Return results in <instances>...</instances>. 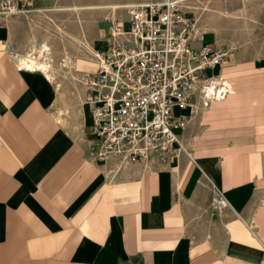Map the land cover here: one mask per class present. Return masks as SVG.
<instances>
[{
  "label": "crops",
  "instance_id": "0c3cea01",
  "mask_svg": "<svg viewBox=\"0 0 264 264\" xmlns=\"http://www.w3.org/2000/svg\"><path fill=\"white\" fill-rule=\"evenodd\" d=\"M109 20L89 39L96 53ZM19 21L0 29V264H264V36L257 56L235 50L214 69L230 94L192 116L175 161L120 169L90 156L83 89L18 67L8 45L14 30L28 41ZM212 34L193 43L213 45ZM86 55L72 64L81 80L99 69ZM72 104L79 137L57 120Z\"/></svg>",
  "mask_w": 264,
  "mask_h": 264
},
{
  "label": "built area",
  "instance_id": "2783aa9c",
  "mask_svg": "<svg viewBox=\"0 0 264 264\" xmlns=\"http://www.w3.org/2000/svg\"><path fill=\"white\" fill-rule=\"evenodd\" d=\"M31 3L0 0V29ZM126 12L130 29L109 20L108 46L94 55L98 72L82 79L92 114L90 156L116 161L120 169L172 163L182 148L179 134L192 116L230 94L222 77L206 75L225 64L230 51L217 44L191 49L194 24L175 0Z\"/></svg>",
  "mask_w": 264,
  "mask_h": 264
},
{
  "label": "rangeland",
  "instance_id": "374dc122",
  "mask_svg": "<svg viewBox=\"0 0 264 264\" xmlns=\"http://www.w3.org/2000/svg\"><path fill=\"white\" fill-rule=\"evenodd\" d=\"M162 1L49 0L47 3L49 5L48 9L44 13L36 14L35 16L27 13L35 10V7L32 5L28 11H25L26 13L23 14V17L20 14L21 18L15 16L11 19L14 21L19 19V22H24L28 41L22 43V34L18 35V31L14 30L8 47L14 57L17 55H27V53H33V44L39 46L44 39H48L53 51L52 60L56 67L55 72L62 79L58 82L59 86L67 89L73 96H77L80 90L83 89L84 95L86 96V88L82 80L78 79L72 73V69L65 67L64 63L68 58L74 60V58L80 55L87 56L88 50L80 45L79 40L84 39L83 37H86L88 40L91 39L97 23L102 18L116 19L118 13L126 12L133 7L160 3ZM175 1L179 2L182 0ZM183 3L181 2V4ZM112 4H117L115 10L109 7ZM88 5H95L97 8L92 10L85 9ZM73 6L81 7V9L77 12L73 9ZM181 7L187 12L189 19L193 21L194 38H200L204 34L211 32L216 39L214 44L228 49L230 55L232 51L245 50L253 54V56H257L262 50V39L264 36V0H191L185 6L181 5ZM26 15L31 18L25 19L24 17ZM210 16L218 17L219 33L213 30H207L209 28L208 17ZM129 20V15H126L125 26L123 27L125 31L130 29ZM109 29V25L102 26L103 32L107 31L108 33ZM259 41L261 46H259ZM209 43L210 40L207 38L203 43H191L190 47L193 50H197ZM216 74L217 70L206 71L207 76H215ZM85 96H83L82 103L85 102ZM76 106L72 104V106L69 105L65 109L60 108L57 113L59 111L63 112L66 123L70 124L69 122H71L70 127L73 134L79 137L80 122L70 120L71 115L69 114L71 112L70 110L74 111Z\"/></svg>",
  "mask_w": 264,
  "mask_h": 264
},
{
  "label": "bare ground",
  "instance_id": "6f19581e",
  "mask_svg": "<svg viewBox=\"0 0 264 264\" xmlns=\"http://www.w3.org/2000/svg\"><path fill=\"white\" fill-rule=\"evenodd\" d=\"M189 1H191V0H182V1H179L178 3H180V6L181 5L185 6L186 3ZM181 2H184V3L181 4ZM109 7H110V9L115 10L117 8V4H112ZM95 8H97V6H95V5H88L85 7V9H88V10H92ZM73 9L78 12V10H80L81 7L80 8L74 7ZM77 12H75V13H77ZM208 25H209V28L207 30H213V31H216L219 33L220 27L218 24V17H215V16L208 17ZM8 28H11V27L8 25ZM3 33L5 35V32H3ZM83 38L84 39L79 40L80 45H82L86 50H88L89 53L96 55L97 53L93 49L91 42L86 37H83ZM32 47H33V49H32L33 53H31V54L27 53V55H17L16 56V63L18 65V67L22 71L29 73V74H40V75L44 76L46 79H48L50 82H52L54 80V74H55L56 68L53 64V60H52L53 51L51 49V45H50L48 39H44L43 42L39 46H37L36 44H33ZM64 63H65V67L72 69L73 60L68 58L67 61H65ZM216 102H219V101H216ZM57 120L61 124L64 123L62 111H59V113L57 115Z\"/></svg>",
  "mask_w": 264,
  "mask_h": 264
}]
</instances>
